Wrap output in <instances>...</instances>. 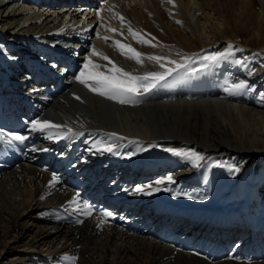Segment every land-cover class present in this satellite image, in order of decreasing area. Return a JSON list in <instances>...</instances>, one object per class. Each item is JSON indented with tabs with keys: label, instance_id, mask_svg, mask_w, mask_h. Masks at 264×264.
I'll list each match as a JSON object with an SVG mask.
<instances>
[{
	"label": "bare ground",
	"instance_id": "bare-ground-1",
	"mask_svg": "<svg viewBox=\"0 0 264 264\" xmlns=\"http://www.w3.org/2000/svg\"><path fill=\"white\" fill-rule=\"evenodd\" d=\"M13 1L20 0H0V29L15 51L11 56L33 50L24 34L36 40L55 33L71 43H60L59 51L74 55L73 69L56 90L30 92L14 103L35 105L34 120L72 132L49 139L30 124L21 133L29 136L20 142L24 161L0 175V264H71L63 260L66 254L77 256L76 264H264V105L257 97L246 99L256 78L242 60L245 54L264 59V0H22L23 8L4 14ZM192 7L202 13L205 39L189 22ZM129 27L159 45L140 42L144 53L192 60L135 96L136 103L120 104L75 77L96 48L93 40L100 46L109 36L131 46V40L139 42ZM110 28H118L117 35ZM230 43L243 51L219 62L202 59ZM104 50L134 75L165 70L148 55L141 64ZM92 59L111 66L101 56ZM0 64L2 73L17 69L1 56ZM262 77L257 81L264 89ZM186 78L192 82L185 84ZM241 80L248 89L225 91ZM109 143L114 151H103ZM168 148L195 149L205 156L203 166ZM53 174L58 181L50 184ZM158 179L165 183L156 185ZM148 184L161 190L135 191ZM77 193L93 206L90 216L68 206ZM116 214L121 218L115 223Z\"/></svg>",
	"mask_w": 264,
	"mask_h": 264
},
{
	"label": "snow or ice",
	"instance_id": "snow-or-ice-1",
	"mask_svg": "<svg viewBox=\"0 0 264 264\" xmlns=\"http://www.w3.org/2000/svg\"><path fill=\"white\" fill-rule=\"evenodd\" d=\"M170 2H174V0H170ZM111 10V9H110ZM99 14V13H98ZM116 16L123 23L125 18L120 16L119 13H116ZM178 23H182L178 21ZM110 31L116 32L117 29L110 28ZM128 31L132 34V36L137 39L141 43L152 44L151 40L145 39L144 35H142L139 31L133 30L131 27L128 28ZM122 34V33H121ZM99 35V34H98ZM150 35V34H148ZM105 39H109V37H105ZM117 49L126 57L130 59H135L137 63H143L142 57L145 54L137 51L130 44L122 43L119 40L114 41ZM153 47H157L159 45L152 44ZM234 51H243V49H236L231 43L228 45V48L225 51H218L211 55L204 56L202 59L219 62L221 60H226L232 56ZM92 55L101 56L104 60H107L111 65L108 67L107 65H99L96 64ZM92 55H90L86 62L83 65L82 70L79 75L75 77V79L87 87L91 92L96 93L100 96L106 97L107 99L114 100L119 102L120 104L127 103H136L137 101L134 99L135 96L141 95L145 92L150 91L152 88L156 87L161 82L165 81L167 77L171 76L173 73L177 72L178 69L185 68L191 62L192 56H183L180 61L172 60L168 57L163 56H148L147 58L153 60L157 63H160V66L164 68V71H156V72H147L144 75H134L131 72L126 71L125 69L116 65L114 61L111 60L110 57L99 52L95 47L92 48ZM163 61H167L169 64L173 65V67H167ZM236 63H242V61H236ZM101 67H106L107 72L98 71ZM249 88V85L246 81L241 80L238 83H231L226 86L225 91L229 94H239L242 90H246ZM79 99V97H77ZM53 129L61 130L66 129V131H51ZM31 131L32 132H45L47 131L49 134V139H60L62 137H66L72 129L67 128L66 125L55 124L50 120H40L36 119L31 121ZM112 136H117L116 133H111ZM29 138L28 135H22L18 132H8L4 130H0V142L12 144L13 142H23ZM115 146L113 144H106L103 146V151L113 152ZM168 152L173 153L176 156L184 157L191 161L193 166L202 167V162L205 161V156L200 152H197L195 149H173L168 148ZM129 155H132L130 153ZM215 166L219 167H231L230 165H225L220 161L213 162ZM235 172H239V168L234 169ZM167 182H172V177L168 176L166 178ZM58 181V178L55 174H53L52 180L49 182L50 184H55ZM165 183V179H158L155 181L156 185H162ZM152 189L153 191H160L159 187L153 188V185L148 184L144 186H138L135 188V191L138 193L145 192V189ZM167 191L168 189H164ZM146 194H151V192H147ZM44 197H41L43 199ZM201 199H206V197H201ZM68 206L71 207L73 212H78L84 216H90L93 212V206L88 204L87 202H81L79 199V193H77L70 201H68ZM104 216L110 217L112 213L110 211L104 212ZM63 260L70 261L71 264H76L78 257L75 255H65Z\"/></svg>",
	"mask_w": 264,
	"mask_h": 264
},
{
	"label": "rangeland",
	"instance_id": "rangeland-1",
	"mask_svg": "<svg viewBox=\"0 0 264 264\" xmlns=\"http://www.w3.org/2000/svg\"><path fill=\"white\" fill-rule=\"evenodd\" d=\"M16 3H18V4H16ZM14 4H16V5H14ZM171 4V3H170ZM264 4V3H263ZM9 7H7L6 8V13L4 12V14H8V12H11V11H15V10H17L18 8V6L20 7V8H23V6H20V1H13L12 3H10L9 5H8ZM19 8V9H20ZM96 9H98V6L97 7H95ZM18 9V10H19ZM27 11V10H26ZM169 13H172V14H174L175 16H176V14L173 12V11H169ZM187 15H188V17H189V22L191 23V26H194L196 29H197V31H198V33L201 35V37L202 38H204V36H205V32H204V29H203V24H204V19L203 18H200V17H202L201 15H202V13L198 10V9H196L195 7L193 8H191L190 10H189V12L187 13ZM178 16V15H177ZM6 17V16H5ZM199 21H200V23H199ZM22 24H23V22H22ZM198 24L202 27V29H200V28H198ZM206 26V25H205ZM8 27H10V25L8 26ZM7 29V28H6ZM101 28H99V30H100ZM115 29H118V28H115ZM203 30V31H202ZM8 31V30H7ZM0 32L1 33H3L4 32V30H2V29H0ZM6 32V31H5ZM4 32V33H5ZM23 33H26V32H23ZM90 33H91V31H90ZM115 32H113V36L114 35H117L116 33L114 34ZM24 35H27V34H24ZM29 35V34H28ZM63 36V35H62ZM62 36H60V35H58V36H55L54 35V37L51 39V38H47V39H45V38H37L36 40H40V41H42V42H44V43H48V42H50V39L51 40H54L55 42H60V43H65V44H70L71 45V43L69 42V40H68V38L65 36L64 38L65 39H63V37ZM29 37H33V36H29ZM116 37V36H115ZM13 38V37H12ZM11 38V39H12ZM112 37H110L109 36V39L107 40V41H105V43H103V46L101 45H99V43H97L95 40H93V43H94V45H96V48H97V50L99 51V52H102L103 54H105L106 55V53H105V50H104V48H106V49H108V50H110V52L111 53H115L116 51L118 52H116V54H120L121 52L117 49V47L115 46V44H114V41L112 40H110ZM205 39V38H204ZM7 40V38L6 37H4L3 35L1 36L0 35V41H2L1 42V44L2 43H5V41ZM10 40V39H9ZM26 40H27V38H26ZM11 41V40H10ZM29 41H32V38H30L29 39ZM107 42V43H106ZM105 44V45H104ZM131 44H132V46L137 50V51H139V52H141V53H143V54H145V55H148V56H150L149 54H147L146 52L144 53L143 51V44H141L140 42H134V41H132L131 40ZM107 45V46H106ZM72 49V48H71ZM112 49H113V51H112ZM104 51V52H103ZM248 55V54H247ZM254 57V56H253ZM249 58V59H248ZM261 59V58H260ZM242 60H244L247 64L249 63V64H251V68L253 69V71L254 72H258V70L260 71V69L262 68V66L261 65H263V64H261L262 62H264V59L263 60H259V61H251L252 60V56H246V54H245V56L242 58ZM243 61V62H244ZM258 63V64H257ZM261 66V67H260ZM257 69V70H256ZM262 69H264V68H262ZM256 70V71H255Z\"/></svg>",
	"mask_w": 264,
	"mask_h": 264
}]
</instances>
